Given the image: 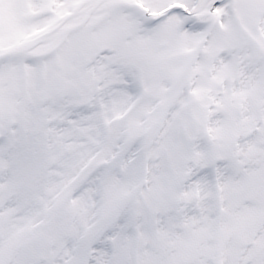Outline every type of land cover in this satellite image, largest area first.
I'll use <instances>...</instances> for the list:
<instances>
[{
  "label": "snow or ice",
  "instance_id": "1",
  "mask_svg": "<svg viewBox=\"0 0 264 264\" xmlns=\"http://www.w3.org/2000/svg\"><path fill=\"white\" fill-rule=\"evenodd\" d=\"M0 264H264V0H0Z\"/></svg>",
  "mask_w": 264,
  "mask_h": 264
}]
</instances>
